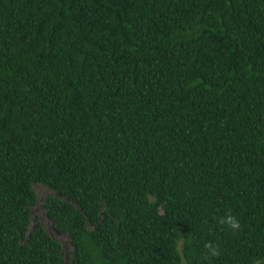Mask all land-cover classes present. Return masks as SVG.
<instances>
[{
  "label": "trees",
  "instance_id": "1",
  "mask_svg": "<svg viewBox=\"0 0 264 264\" xmlns=\"http://www.w3.org/2000/svg\"><path fill=\"white\" fill-rule=\"evenodd\" d=\"M257 261L264 0H0V264Z\"/></svg>",
  "mask_w": 264,
  "mask_h": 264
},
{
  "label": "rangeland",
  "instance_id": "2",
  "mask_svg": "<svg viewBox=\"0 0 264 264\" xmlns=\"http://www.w3.org/2000/svg\"><path fill=\"white\" fill-rule=\"evenodd\" d=\"M36 192L39 197L38 201V206L34 208L33 210V219H34V224H36L38 218L44 223L46 228L48 229L49 233L57 240L61 241L64 244V249L65 251H70L71 250V244H70V239L69 236L60 233L57 231V229L54 227V224H52L49 220H47L45 216V212L43 210V203L46 201V198L48 195L52 194V192L46 188L45 186L42 185H37L35 186Z\"/></svg>",
  "mask_w": 264,
  "mask_h": 264
},
{
  "label": "clouds",
  "instance_id": "3",
  "mask_svg": "<svg viewBox=\"0 0 264 264\" xmlns=\"http://www.w3.org/2000/svg\"><path fill=\"white\" fill-rule=\"evenodd\" d=\"M221 223L226 225L228 229L233 232H237L241 228V224L238 218L232 215H226L222 218ZM207 252L210 257H214L217 255V250L212 245H207ZM256 264H264V261H257Z\"/></svg>",
  "mask_w": 264,
  "mask_h": 264
}]
</instances>
